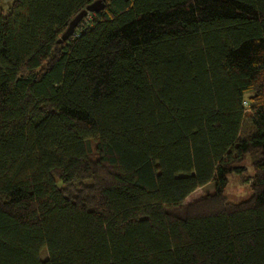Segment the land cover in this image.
Listing matches in <instances>:
<instances>
[{
    "label": "trees",
    "instance_id": "trees-1",
    "mask_svg": "<svg viewBox=\"0 0 264 264\" xmlns=\"http://www.w3.org/2000/svg\"><path fill=\"white\" fill-rule=\"evenodd\" d=\"M1 1L0 264H264V0Z\"/></svg>",
    "mask_w": 264,
    "mask_h": 264
},
{
    "label": "rangeland",
    "instance_id": "rangeland-1",
    "mask_svg": "<svg viewBox=\"0 0 264 264\" xmlns=\"http://www.w3.org/2000/svg\"><path fill=\"white\" fill-rule=\"evenodd\" d=\"M12 1L13 0H2L1 1L2 8L4 11L8 10ZM90 18H91V13H89L85 17V19L82 21V23L88 21ZM82 25L83 24H80L78 28L80 29L82 27ZM251 131H252V127L250 126L247 118H245L242 130L240 133V138L248 136L251 133ZM242 165L244 166V168L246 170L244 176L242 177V176H239L236 174L230 175L228 178L227 186L224 190V195H225L226 199L230 202H238L240 200L246 199L251 194L250 177L252 175V167H251L249 158H247L243 162ZM213 189H214L213 182H210V183H208L202 187H199L194 191L193 196L189 197L187 199V201H191L194 198L204 196V195L212 192ZM39 256L42 260H45L47 258L46 251L44 249H42L39 253Z\"/></svg>",
    "mask_w": 264,
    "mask_h": 264
},
{
    "label": "water",
    "instance_id": "water-1",
    "mask_svg": "<svg viewBox=\"0 0 264 264\" xmlns=\"http://www.w3.org/2000/svg\"><path fill=\"white\" fill-rule=\"evenodd\" d=\"M106 0H95L89 5H87L84 9H82L80 12H78L69 22L68 27L64 31V33L61 35L58 42L66 40L68 37L72 36L75 33L77 25L80 23V21L85 18L89 13H94L102 10L105 6Z\"/></svg>",
    "mask_w": 264,
    "mask_h": 264
}]
</instances>
